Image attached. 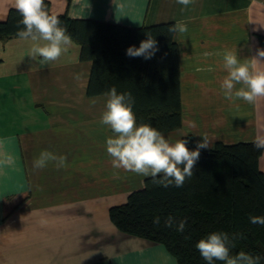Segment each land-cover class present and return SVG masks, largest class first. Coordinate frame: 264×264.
I'll return each instance as SVG.
<instances>
[{"label":"crops","instance_id":"0c3cea01","mask_svg":"<svg viewBox=\"0 0 264 264\" xmlns=\"http://www.w3.org/2000/svg\"><path fill=\"white\" fill-rule=\"evenodd\" d=\"M50 2L54 15L127 27L187 24V33H174L183 125L162 133L170 143L192 135L197 145L206 135L209 149L264 134V97L233 102L221 88L225 52L243 63L264 50V0H195L188 7L177 0ZM14 3L0 0V20ZM32 43L0 39V152L15 161L0 166V264H178L165 245L128 235L110 218V208L125 203L148 177L112 167L106 139L114 133L100 123L107 97L87 93L93 61L81 59V45L72 39L57 61L42 65L29 56ZM44 150L65 155L67 166L34 169ZM260 167L264 172V152ZM7 197H13L10 207L19 205L9 216Z\"/></svg>","mask_w":264,"mask_h":264},{"label":"trees","instance_id":"16d2710c","mask_svg":"<svg viewBox=\"0 0 264 264\" xmlns=\"http://www.w3.org/2000/svg\"><path fill=\"white\" fill-rule=\"evenodd\" d=\"M51 5L45 0L50 14ZM57 16L67 34L81 45V59L93 61L88 95H102L115 86L118 93L132 94L137 125L149 124L161 133L182 127L180 48L174 33L168 31L174 21L127 27L92 18H72L67 13ZM21 19L11 8L7 18L0 20V39L17 36L23 28L18 24ZM147 33L157 41L159 50L155 55L147 60L127 56V48L139 47ZM259 38L264 44V35ZM182 139L188 141L190 150L196 149L192 135ZM263 152L254 147L253 141L218 142L214 148L200 149L193 175L182 187L174 183L164 187L148 177L145 186L131 192L125 203L110 208V218L128 235L165 245L178 264H207L195 245L214 231L226 232L230 238L236 236L231 255L240 251L259 255V264H264V225L252 224L249 219L264 217V172L260 167ZM11 198L5 200L6 216L19 206L10 207ZM169 215L177 222L187 218L183 232L177 231L175 224L165 226ZM155 217H160L159 225L153 223Z\"/></svg>","mask_w":264,"mask_h":264},{"label":"clouds","instance_id":"9594fccd","mask_svg":"<svg viewBox=\"0 0 264 264\" xmlns=\"http://www.w3.org/2000/svg\"><path fill=\"white\" fill-rule=\"evenodd\" d=\"M177 3L188 7L194 4L195 0H177ZM14 7L22 17L18 24L23 25L17 36L33 42L29 52L32 59L39 57L42 65L51 63L57 61L71 46V36L67 34L66 28L61 26L58 16L49 13L45 0H15ZM168 31L185 34L188 27L186 23L178 21L171 25ZM146 35L147 38L140 42L139 47L127 48V56L143 57L147 60L155 55L159 50L157 41L151 33ZM260 58H264V50H258L257 57L252 58L251 62L243 63L235 52L224 53L223 67L227 76L223 79L221 88L227 100L234 102L239 99L253 104L258 98L264 97V70H257L258 65L264 63ZM238 84L242 86L237 89ZM105 95L107 100L100 123L109 126L114 133V136L106 139V151L112 157V167L151 177L154 183L164 187L173 183L176 187H182L185 179L193 175L200 149L209 147L208 137L202 136L203 140L197 142L195 150L187 147L188 141L185 139L170 143L151 125H137L133 112L135 101L130 92L118 93L113 86ZM192 126L195 127V124ZM253 144L257 149H264V134L258 132ZM2 145L3 142L0 141V148ZM66 161L65 155L44 150L33 161V168L44 169L51 162L60 169L67 166ZM14 163L11 155L0 152V166ZM249 219L252 224L264 225V217L250 216ZM153 223L159 225L160 217H155ZM164 223L169 228L175 224L176 230L183 232L187 218L177 222L175 217L169 215ZM237 235L243 238L242 234ZM235 239V235L230 238L226 232L214 231L200 239L195 247L207 264H213L214 261H222L224 264H259V255L253 256L244 251L231 255Z\"/></svg>","mask_w":264,"mask_h":264}]
</instances>
